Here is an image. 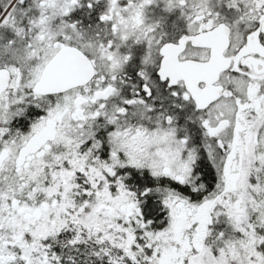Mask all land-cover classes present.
<instances>
[{
    "label": "snow or ice",
    "instance_id": "6c2138e0",
    "mask_svg": "<svg viewBox=\"0 0 264 264\" xmlns=\"http://www.w3.org/2000/svg\"><path fill=\"white\" fill-rule=\"evenodd\" d=\"M0 264H264V0H0Z\"/></svg>",
    "mask_w": 264,
    "mask_h": 264
}]
</instances>
